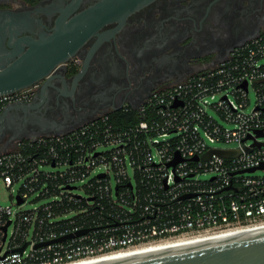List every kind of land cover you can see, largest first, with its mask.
Returning <instances> with one entry per match:
<instances>
[{
  "label": "built area",
  "instance_id": "2783aa9c",
  "mask_svg": "<svg viewBox=\"0 0 264 264\" xmlns=\"http://www.w3.org/2000/svg\"><path fill=\"white\" fill-rule=\"evenodd\" d=\"M35 89L0 95V116L10 104L30 102ZM131 109L138 123L111 118ZM258 131L264 29L138 108L63 134L17 139L0 152V179L13 201L0 204V264H69L264 224V175L255 173L262 169L246 171L264 164ZM33 194L35 203L46 201L26 209Z\"/></svg>",
  "mask_w": 264,
  "mask_h": 264
},
{
  "label": "flooded vegetation",
  "instance_id": "af4514ba",
  "mask_svg": "<svg viewBox=\"0 0 264 264\" xmlns=\"http://www.w3.org/2000/svg\"><path fill=\"white\" fill-rule=\"evenodd\" d=\"M263 29L264 0H0V53L57 32L85 39L24 102L42 104L21 114L19 134H63L101 114L138 108ZM37 116L49 127L35 123ZM14 134L5 133L0 152Z\"/></svg>",
  "mask_w": 264,
  "mask_h": 264
},
{
  "label": "water",
  "instance_id": "95a60500",
  "mask_svg": "<svg viewBox=\"0 0 264 264\" xmlns=\"http://www.w3.org/2000/svg\"><path fill=\"white\" fill-rule=\"evenodd\" d=\"M84 41L85 39L72 41L70 35L57 32L39 39H29L26 49L22 46L19 50L0 53V95L38 85L57 66L68 63ZM244 87L247 88V83ZM45 88L46 86L42 95H45ZM41 104L42 102H17L6 106L0 116V142L8 130L15 131L9 139L10 142L21 139L23 136L19 132L25 126L22 124L21 114L26 117L31 111L38 110ZM35 123L43 128L50 125L42 116H37ZM257 136L264 137V131H258ZM254 145L262 146L264 142ZM217 152L230 156L227 151ZM257 169L264 170V164L246 171L254 172ZM18 199L19 204L23 202L21 197ZM25 248L26 245L21 251ZM87 264H264V227L110 257Z\"/></svg>",
  "mask_w": 264,
  "mask_h": 264
},
{
  "label": "bare ground",
  "instance_id": "6f19581e",
  "mask_svg": "<svg viewBox=\"0 0 264 264\" xmlns=\"http://www.w3.org/2000/svg\"><path fill=\"white\" fill-rule=\"evenodd\" d=\"M260 227H264V224L248 226V227H239V228L221 231V232H217V233H213V234H206V235L199 236V237L184 238V239H179V240L159 242V243L139 246V247H136L133 249L124 250V251H120V252H113V253H109V254H106V255H103L100 257H96V258H92V259H86V260H80V261L72 262L69 264H87V263L95 262V261L110 258V257L126 255V254H131V253H136V252H140V251H145V250H150V249H155V248H160V247H165V246H170V245H175V244H181V243H186V242H191V241H197V240H202V239L219 237V236H223V235H228V234L237 233V232L246 231V230L255 229V228H260Z\"/></svg>",
  "mask_w": 264,
  "mask_h": 264
},
{
  "label": "rangeland",
  "instance_id": "374dc122",
  "mask_svg": "<svg viewBox=\"0 0 264 264\" xmlns=\"http://www.w3.org/2000/svg\"><path fill=\"white\" fill-rule=\"evenodd\" d=\"M250 98H251V101H252V104H251V107L254 106L255 104V100H256V93L253 89H251L250 91ZM210 112L217 116L216 112L214 110H210ZM262 141H264V137H261ZM216 146H219V147H227V145L225 143H217ZM14 148V145H12L11 147H8L7 149H13ZM5 149V150H7ZM5 150H2V151H5ZM1 151V152H2ZM104 168H101V171H103ZM100 172V170H98ZM256 174L258 175H264V170H257V172H255ZM212 174H208L206 177L209 178ZM113 182H115L113 180ZM20 187V183H16L14 188L15 190H18ZM11 195V190L9 188H7L4 183H3V180L0 179V204L2 205H11L12 204V199L10 197ZM36 197V194H33L28 200L27 202L24 204L25 205V208L26 209H31L33 207V205H37V204H40L44 201H46V199H42L40 200L38 203H35L34 202V198Z\"/></svg>",
  "mask_w": 264,
  "mask_h": 264
},
{
  "label": "trees",
  "instance_id": "16d2710c",
  "mask_svg": "<svg viewBox=\"0 0 264 264\" xmlns=\"http://www.w3.org/2000/svg\"><path fill=\"white\" fill-rule=\"evenodd\" d=\"M111 118L113 121L120 120L121 123L130 124V123H138L140 121V117H138L136 110H130L128 112L116 111L111 114Z\"/></svg>",
  "mask_w": 264,
  "mask_h": 264
}]
</instances>
